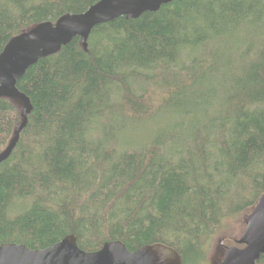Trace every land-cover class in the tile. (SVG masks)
Listing matches in <instances>:
<instances>
[{
  "label": "trees",
  "instance_id": "trees-1",
  "mask_svg": "<svg viewBox=\"0 0 264 264\" xmlns=\"http://www.w3.org/2000/svg\"><path fill=\"white\" fill-rule=\"evenodd\" d=\"M98 1L0 0V53ZM16 88L31 111L0 164V245L71 235L86 253L162 244L204 264L264 195V0H173L114 19L85 48L75 37L38 59ZM22 108L0 98V153Z\"/></svg>",
  "mask_w": 264,
  "mask_h": 264
},
{
  "label": "water",
  "instance_id": "water-1",
  "mask_svg": "<svg viewBox=\"0 0 264 264\" xmlns=\"http://www.w3.org/2000/svg\"><path fill=\"white\" fill-rule=\"evenodd\" d=\"M173 0H99L81 14L66 15L55 23H42L9 41L0 53V98L17 99L22 105L21 121L7 147L0 153V164L8 159L31 111L28 98L18 91L17 82L38 59L55 54L73 38L83 47L92 29L114 19L139 18L154 13ZM245 229L235 245L227 247L218 264H256L264 256V195L244 218ZM0 264H182L178 253L162 244L145 245L130 252L119 241L106 242L96 252L82 251L74 236L43 250L25 245H0Z\"/></svg>",
  "mask_w": 264,
  "mask_h": 264
},
{
  "label": "rangeland",
  "instance_id": "rangeland-1",
  "mask_svg": "<svg viewBox=\"0 0 264 264\" xmlns=\"http://www.w3.org/2000/svg\"><path fill=\"white\" fill-rule=\"evenodd\" d=\"M140 127L141 128L128 127L126 130H124V132H121V138L119 139L122 141H128V143L134 142L144 131L143 125H140ZM244 218L245 216H243L240 221L234 222L226 234L220 235L216 237L214 241H212L209 256L206 260V263L204 264H218L222 260L225 249L227 247L234 246L235 241H237L242 235L245 229Z\"/></svg>",
  "mask_w": 264,
  "mask_h": 264
},
{
  "label": "bare ground",
  "instance_id": "bare-ground-1",
  "mask_svg": "<svg viewBox=\"0 0 264 264\" xmlns=\"http://www.w3.org/2000/svg\"><path fill=\"white\" fill-rule=\"evenodd\" d=\"M169 90H170V88H169ZM163 93H164V92H163ZM154 129H155V128H154ZM144 130H145V129H144ZM151 130H152V129H151ZM151 130H150V131H151ZM152 134H153V133H152Z\"/></svg>",
  "mask_w": 264,
  "mask_h": 264
}]
</instances>
